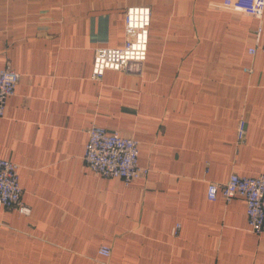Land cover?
<instances>
[{"label": "crops", "instance_id": "0c3cea01", "mask_svg": "<svg viewBox=\"0 0 264 264\" xmlns=\"http://www.w3.org/2000/svg\"><path fill=\"white\" fill-rule=\"evenodd\" d=\"M130 5L152 9L147 59L93 79ZM259 25L264 0H0V68L21 74L0 157L19 164L31 209L0 206V264H264L245 198L207 197L210 182L264 173ZM93 124L139 140L149 173L127 186L90 169Z\"/></svg>", "mask_w": 264, "mask_h": 264}, {"label": "built area", "instance_id": "2783aa9c", "mask_svg": "<svg viewBox=\"0 0 264 264\" xmlns=\"http://www.w3.org/2000/svg\"><path fill=\"white\" fill-rule=\"evenodd\" d=\"M152 9L148 5H130L125 10V39L120 47L101 46L95 49L91 77L100 79L107 70H128L142 64L148 55ZM255 45L249 52L264 51L262 25L257 28ZM252 71V67L246 68ZM21 74L11 65L0 68V117L5 115L6 103L19 83ZM248 129L246 118L242 117L237 125L238 142L244 141ZM88 141L84 160L90 169L108 177H120L125 185L146 176L150 168L140 163L139 140L121 134L116 130L93 124L88 129ZM20 166L14 161L0 157V206L12 207L22 215H30L31 209L22 199L23 187L19 180ZM222 195L227 201L240 195L246 201V213L250 230L264 233V173L258 176L232 173L224 183L210 182L207 197L216 200ZM180 225L172 229L177 235ZM99 252L110 257L107 246Z\"/></svg>", "mask_w": 264, "mask_h": 264}]
</instances>
